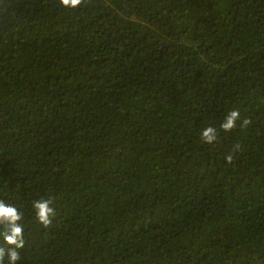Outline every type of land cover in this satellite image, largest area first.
Here are the masks:
<instances>
[{"label": "trees", "instance_id": "trees-1", "mask_svg": "<svg viewBox=\"0 0 264 264\" xmlns=\"http://www.w3.org/2000/svg\"><path fill=\"white\" fill-rule=\"evenodd\" d=\"M0 200L17 264H264V0H0Z\"/></svg>", "mask_w": 264, "mask_h": 264}, {"label": "clouds", "instance_id": "clouds-1", "mask_svg": "<svg viewBox=\"0 0 264 264\" xmlns=\"http://www.w3.org/2000/svg\"><path fill=\"white\" fill-rule=\"evenodd\" d=\"M83 0H59V4L65 9H77ZM240 119L239 110L230 111L221 123L220 128L224 132H230L236 127V122ZM250 120L245 119L242 126H247ZM201 139L204 143L214 144L218 140L217 130L213 126L204 128L201 132ZM226 161L231 163L232 156H226ZM53 200L38 199L33 202L35 218L47 228L52 223L56 215V210L52 206ZM23 213L13 204L0 200V238L9 247H0V264H4L7 257L8 264H17L21 260L20 250L25 247L24 226L21 223Z\"/></svg>", "mask_w": 264, "mask_h": 264}]
</instances>
